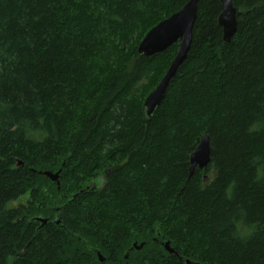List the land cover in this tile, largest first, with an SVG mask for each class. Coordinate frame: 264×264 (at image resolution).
I'll list each match as a JSON object with an SVG mask.
<instances>
[{
	"label": "trees",
	"instance_id": "1",
	"mask_svg": "<svg viewBox=\"0 0 264 264\" xmlns=\"http://www.w3.org/2000/svg\"><path fill=\"white\" fill-rule=\"evenodd\" d=\"M186 1L0 0V264H264V0H232L229 42L198 1L146 119L178 42L137 46Z\"/></svg>",
	"mask_w": 264,
	"mask_h": 264
},
{
	"label": "water",
	"instance_id": "2",
	"mask_svg": "<svg viewBox=\"0 0 264 264\" xmlns=\"http://www.w3.org/2000/svg\"><path fill=\"white\" fill-rule=\"evenodd\" d=\"M198 1L199 0L186 1L180 9L152 26L145 33L137 46V52L140 55L149 57L163 52L170 45L178 42L176 53L168 65L165 73L144 99L142 111L146 119H150L155 113L165 95L171 78L175 75L178 67L183 63L187 56L192 40L193 25L197 16ZM220 2L221 12L218 16V24L222 28L223 40L225 42H229L236 31V9L232 5V0H220ZM209 160V136L206 134L202 136L198 145L189 156V175L194 172L195 168L203 169L206 167ZM41 173L48 177L51 181L56 182L57 186L59 185L58 179L60 169L55 172L45 170ZM33 219L39 221L41 225L46 222L45 217L36 216ZM142 245L143 244L136 245L134 243L133 247L139 249ZM163 247L168 253L177 254L170 246L169 241H165L163 243ZM97 256L100 261L104 260L99 252H97ZM189 262V260H186V263Z\"/></svg>",
	"mask_w": 264,
	"mask_h": 264
},
{
	"label": "rangeland",
	"instance_id": "3",
	"mask_svg": "<svg viewBox=\"0 0 264 264\" xmlns=\"http://www.w3.org/2000/svg\"><path fill=\"white\" fill-rule=\"evenodd\" d=\"M103 179H104V177L103 176H101V175H99V176H97L96 177V180H95V182L98 184V185H100L101 183H103ZM25 199H26V196H24V197H22V198H20L19 200H18V202H25ZM165 242V241H164ZM163 242V243H164ZM136 245L138 244V243H136V242H134ZM139 244H143V243H139ZM138 244V245H139Z\"/></svg>",
	"mask_w": 264,
	"mask_h": 264
}]
</instances>
